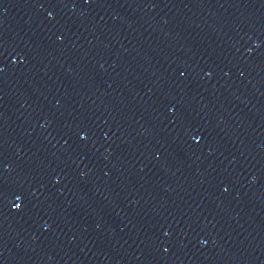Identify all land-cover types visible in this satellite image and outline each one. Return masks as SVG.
Returning <instances> with one entry per match:
<instances>
[{
    "label": "water",
    "instance_id": "obj_1",
    "mask_svg": "<svg viewBox=\"0 0 264 264\" xmlns=\"http://www.w3.org/2000/svg\"><path fill=\"white\" fill-rule=\"evenodd\" d=\"M0 264H264V0H0Z\"/></svg>",
    "mask_w": 264,
    "mask_h": 264
}]
</instances>
